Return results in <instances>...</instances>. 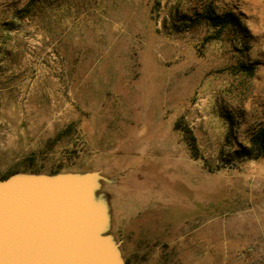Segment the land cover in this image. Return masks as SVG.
Segmentation results:
<instances>
[{
  "label": "rangeland",
  "instance_id": "obj_1",
  "mask_svg": "<svg viewBox=\"0 0 264 264\" xmlns=\"http://www.w3.org/2000/svg\"><path fill=\"white\" fill-rule=\"evenodd\" d=\"M259 128L264 0H0V181L96 174L120 264H264Z\"/></svg>",
  "mask_w": 264,
  "mask_h": 264
},
{
  "label": "water",
  "instance_id": "obj_2",
  "mask_svg": "<svg viewBox=\"0 0 264 264\" xmlns=\"http://www.w3.org/2000/svg\"><path fill=\"white\" fill-rule=\"evenodd\" d=\"M94 173L0 181V264H120Z\"/></svg>",
  "mask_w": 264,
  "mask_h": 264
},
{
  "label": "trees",
  "instance_id": "obj_3",
  "mask_svg": "<svg viewBox=\"0 0 264 264\" xmlns=\"http://www.w3.org/2000/svg\"><path fill=\"white\" fill-rule=\"evenodd\" d=\"M204 17L215 29L214 35L211 36L212 38H217L227 27L242 28L239 16L232 11H226L224 13L217 14L213 10H209L208 12H206ZM242 67L243 69L251 71V68H248L246 66ZM176 127L182 129L187 135V144L189 145L192 152L195 153V138L191 134L190 130L185 126H180L178 122L176 123ZM248 142L249 148L246 152H243L242 155L252 156L254 158L260 157L264 160V130L259 128L253 131L249 136Z\"/></svg>",
  "mask_w": 264,
  "mask_h": 264
}]
</instances>
